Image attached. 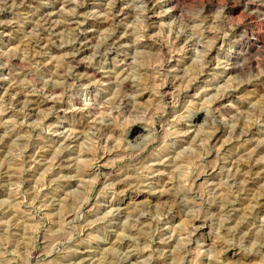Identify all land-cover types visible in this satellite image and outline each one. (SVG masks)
I'll use <instances>...</instances> for the list:
<instances>
[{"label":"rangeland","instance_id":"rangeland-1","mask_svg":"<svg viewBox=\"0 0 264 264\" xmlns=\"http://www.w3.org/2000/svg\"><path fill=\"white\" fill-rule=\"evenodd\" d=\"M164 1L0 0V264H264V13Z\"/></svg>","mask_w":264,"mask_h":264},{"label":"bare ground","instance_id":"bare-ground-1","mask_svg":"<svg viewBox=\"0 0 264 264\" xmlns=\"http://www.w3.org/2000/svg\"><path fill=\"white\" fill-rule=\"evenodd\" d=\"M168 6H170L171 7V9L173 10V11H178L179 9H181L182 7H183V4L185 3V0H165L164 1ZM1 3V2H0ZM211 3V2H210ZM219 2H217L216 0H215V2H213L212 1V3L211 4H209L208 6H204V9L205 10H207V8H209V9H211V8H213V7H216V6H219ZM31 8V7H30ZM244 8H245V11H247L250 15H258V14H260V16H261V14H263L264 13V0H245V5H244ZM115 10V9H114ZM15 12V11H14ZM234 12H235V9H232L231 11L229 10V17L230 18H232V15L234 14ZM258 13V14H257ZM259 16V15H258ZM257 16V17H258ZM51 17V16H50ZM63 17V16H62ZM254 17V16H253ZM48 18V17H47ZM46 18V19H47ZM181 18H183V19H185V16L182 14L181 15ZM256 20H258V19H256ZM261 20V19H260ZM180 21V20H179ZM45 22H47L46 20H45ZM257 22V21H256ZM259 24H261L262 26H264V18L261 20V21H259ZM49 25H50V23H49ZM192 25V24H191ZM2 27V29H4L5 27H3V26H1ZM261 30V29H260ZM260 33L258 32V34H253L252 36H253V38L252 39H250V41H249V43H248V46H259L263 41H262V36L261 35H259ZM77 36V35H76ZM251 36V37H252ZM225 38V37H224ZM224 38H223V41H225L224 40ZM226 39V38H225ZM249 39V38H248ZM230 41V40H229ZM243 41V40H242ZM231 42V41H230ZM233 42V41H232ZM240 42V41H239ZM236 43V42H235ZM228 44V43H227ZM246 44V43H245ZM42 45V44H41ZM233 45V44H232ZM234 45H236V44H234ZM238 45H240V44H238ZM234 48V47H233ZM243 49V48H242ZM250 48H248V50H249ZM236 51V50H235ZM243 51V50H242ZM244 52V51H243ZM237 56V55H236ZM232 57V56H231ZM9 59V58H8ZM235 59H237V58H232V62L233 61H235ZM236 63V62H235ZM234 67H235V65H234ZM71 76V75H70ZM200 76H202L203 77V75H200ZM147 78V77H146ZM53 79V78H52ZM89 80V79H88ZM52 83V82H51ZM93 84V83H92ZM132 88V87H131ZM23 91V90H22ZM133 93V92H132ZM50 94V93H49ZM59 94V93H58ZM135 94V93H134ZM148 98V97H147ZM150 99V98H149ZM94 102L95 103H100V101L98 100V99H96V100H94ZM102 103V102H101ZM35 105L36 106H39L40 104L38 103V102H35ZM34 105V106H35ZM94 105V104H93ZM97 105V104H96ZM12 106V105H11ZM78 106H80L79 107V110H81V108L83 107V104H78ZM77 106V107H78ZM86 106V105H85ZM92 108V107H91ZM22 109V108H21ZM77 109V108H76ZM83 110H84V108H82ZM86 110V109H85ZM25 119V118H24ZM107 122V121H106ZM144 129L141 131V133H139L138 134V137H140V139L142 138V137H144ZM196 133V132H195ZM194 133V134H195ZM242 133V132H241ZM112 134V133H111ZM4 138V137H3ZM146 137H144V139H145ZM2 139V138H1ZM115 148V147H114ZM37 159V158H36ZM250 167V166H249ZM155 169V168H154ZM247 171V170H246ZM232 175V174H231ZM240 178V177H239ZM241 182V181H240ZM80 183V182H79ZM120 185H126V183L125 182H120L119 183ZM163 194V193H162ZM178 199V198H177ZM137 207V206H136ZM112 208V207H111ZM141 208V207H140ZM180 209V208H179ZM177 211V210H176ZM169 214V213H168ZM73 218V217H72ZM194 218V217H193ZM205 221H207V220H205ZM204 226V225H203ZM193 228H195L194 230H195V232L197 231H201L202 229H203V227L202 226H196V225H194V227ZM177 229V228H176ZM194 234V233H193ZM215 236V235H214ZM119 242V241H118ZM212 244V243H211ZM215 247V246H214ZM93 251V250H92ZM169 253V252H168ZM233 256V255H232ZM78 257V256H77Z\"/></svg>","mask_w":264,"mask_h":264}]
</instances>
